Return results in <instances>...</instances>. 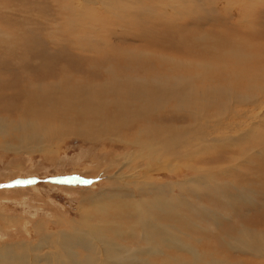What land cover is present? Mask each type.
Wrapping results in <instances>:
<instances>
[{"label":"rangeland","instance_id":"374dc122","mask_svg":"<svg viewBox=\"0 0 264 264\" xmlns=\"http://www.w3.org/2000/svg\"><path fill=\"white\" fill-rule=\"evenodd\" d=\"M21 1L0 0V38L2 36L5 38L7 33L17 36L15 32L19 29V23L16 19L24 21L27 18L26 20L30 22L35 18L29 12L23 14L22 9L29 10L36 5L44 7L48 16L52 14V19L58 18L61 23L56 26L57 29L55 27V32H49L53 27L42 28L35 35V31L31 30L30 26L29 29H24L25 33L20 34L19 38L27 52L23 54L21 62H17L18 66L12 68L11 64L6 65L7 62L2 63L1 60L0 71L6 73L3 77L9 83L6 81L7 87L0 89V98H2L0 107L1 109L4 107L2 102L11 103L8 108L12 112L9 113V119L12 121H3L5 125L7 123L16 125L23 118L18 119V114L22 102L25 101L23 94L25 84H41L61 79L60 72H63L65 65L71 68L77 64L79 75L92 76L88 73L89 65L96 60L100 62L101 58L86 49L89 40L84 38L83 34L89 36L85 29L91 30L95 27L100 33L99 21L102 18L108 21L112 16L115 20L126 22L128 28L119 29L118 34L125 35L122 40H126L127 44H138L135 33H142L148 38L147 44L156 45L168 56L184 62L191 60L194 62L202 57L197 56L194 51L188 53L189 45L192 44L193 39L207 34H223L227 41H233V44L242 43L247 48L252 46V43L256 48H260L258 51L264 52V0H240V2L227 0L228 7L223 0L119 1L117 10H125L128 16L137 15L141 18L137 22L121 14H117V17L115 13L106 16L105 13L110 11L109 6L112 3H107L105 0H99L100 2L90 0L88 8L79 0L65 1V4L63 0ZM240 4H244L245 8ZM255 4V7L252 6ZM155 8L158 10L157 14ZM92 15L95 18L94 23L89 21ZM126 31L134 32V36L127 35ZM59 35L67 40L62 38L69 45L68 48L66 44L63 46L56 41L57 37L61 38ZM185 35L189 38L186 36L185 39ZM108 36L107 34L102 36V42L107 41ZM116 42L114 39V43ZM54 45L58 46L54 47ZM78 47L81 48L78 50ZM32 112L37 111L32 109ZM261 127H264V124ZM224 133L232 135L234 131H229L222 125L215 135H224ZM86 136L87 140L84 144L72 137L65 138L62 142L56 140L55 150L49 152L51 148L44 147L45 153L42 158L39 154H30L29 146L19 149L15 135L10 134L5 138L8 144L14 146L9 150L0 148V257H6L8 264L13 262L23 264L22 261L18 262L22 260L19 257L21 250L32 259H35V254L38 253L36 251L44 250L49 264H71L64 254L65 251L70 253L71 257L80 259L86 250L90 256V264H96V259L108 249L107 241L99 240L98 227L105 231L107 237L121 233L127 235L128 241L148 249L161 246L164 254L172 260L187 262V258L182 255L186 253L201 259L203 264H208L212 259L208 260L207 255L212 249L203 253L206 248L203 249L204 244L201 247L199 243L207 237H210L207 239L211 241L212 236L217 233L216 228L221 229L218 233L222 234L221 237L226 236L228 244L236 245L238 244L232 242L233 239H229L228 234L233 235L239 229H247L244 231L246 238L249 239L250 235L248 236L247 232L250 234L251 230L264 229V216L260 212L262 209L256 212L257 207L264 205V188L260 191L262 193L254 191L255 195L249 194L245 191L248 190L251 181L247 175L246 178L237 180L238 185H233L235 171L222 170L223 165L241 155L238 150H234L233 154H225L218 147L214 149V155L205 161L202 158L206 156V150L202 148L203 152L196 147L192 159L189 157L186 162H171L162 156L155 158L152 154L155 161L143 165L127 158L133 150L119 144L121 138L104 137L101 144L91 146L95 136L93 133H88ZM253 148L262 151L258 146L254 145ZM112 157L115 159L112 160ZM80 158H83L82 161H79ZM212 165H221V167L210 170ZM262 169L261 167L258 169L255 165L252 173L248 175L260 172ZM197 171L202 178L193 176ZM237 187L244 189L241 198L236 192ZM254 188L256 187L251 189ZM195 215L201 218L196 219ZM86 216L88 218H85ZM237 237L241 238L239 235ZM243 238L245 239V236ZM71 241L76 243L70 246ZM247 242L246 245L252 246L251 242ZM109 246L112 250H118L113 242H110ZM57 248L59 251L54 253ZM216 249H218L215 250L216 256L213 255L218 260H223L222 262L234 263L241 259L249 260L250 264L264 263V259H260L264 255L251 257L240 254L228 255L226 254L228 248L223 244H216ZM8 254L10 258L7 257ZM36 260L40 261V259ZM124 264H162V262H147L134 254L127 257Z\"/></svg>","mask_w":264,"mask_h":264},{"label":"bare ground","instance_id":"6f19581e","mask_svg":"<svg viewBox=\"0 0 264 264\" xmlns=\"http://www.w3.org/2000/svg\"><path fill=\"white\" fill-rule=\"evenodd\" d=\"M65 1L70 0H63L64 4ZM79 1H83L86 8L90 5V0ZM105 1L112 3L109 6L110 11L105 13L106 16L112 13H115L116 17L117 14L123 15L125 18L128 16L125 10H117V4L121 0ZM211 1L213 2V0ZM223 1L226 4L227 0ZM252 6L255 7L256 4ZM156 10L155 13L157 14L158 10ZM25 12H29L35 18L30 22L26 20L27 18L24 21L16 19L19 23V29L15 34L18 35L14 36L7 33L5 38H3L4 36L0 38V64L1 60L2 63L6 61V65L11 64L13 68V66H18L17 62H21L23 54L27 52V49L22 47V42L19 38L20 34L25 33L24 29H29L30 26V29L35 31V35L42 28L53 27V30L49 32H55V27L61 23L60 19H52V14L48 16L46 9L38 5L33 8L31 7L29 10L22 9V13L24 14ZM171 13L174 15L173 12ZM248 14H251V12ZM130 15L128 19H133L136 22L141 20L135 14ZM94 19L92 15L89 21L94 23ZM42 20L47 22L43 23L41 22ZM106 20L102 18L99 21L100 33L97 27H95L91 28V30L85 29L89 33V36L83 34L84 38L89 40V43L86 42V49L89 52L98 54L101 58L100 62L96 60V62L89 65L88 73L92 75L91 77L79 75L77 64L71 68L65 65L63 66V72H60L62 73L61 79L41 84H25L23 87L25 101L22 102L19 109L20 113L18 114V119L23 118L16 125L9 123L5 125L3 122L12 121L9 119V113L12 114V112L8 108V105L11 103L2 102L4 107L2 109L0 107V148L13 149L14 146L8 144L7 139V141L5 140L7 136L13 134L17 137L16 141H18V144L16 145L19 149L29 146L28 152L30 154H39L42 158V155L45 153L44 147H50L49 152L55 150L56 140L62 142L65 138L72 137L84 144L87 140L86 135L93 133L95 138L91 146L101 144L104 137H111L112 139L121 138L119 144L133 150V152L127 155V158L138 161L143 165H148L155 161L152 154L155 158L162 156L165 160L171 162H186L189 157L192 159V154L197 150L196 147H199L200 150L202 148L206 150V156L202 158L205 161L214 155L215 148H221L225 154H233L234 150H238L241 155L236 156L232 162L223 165L222 170L226 172L235 171V182L233 185H238L237 180L244 179L246 178L245 175H247V178L249 181L251 179V181L248 190L245 191L252 195H255L254 191L262 193L260 191H263L262 188H264V127H261L264 124V52L258 51L260 48L258 46L259 49L256 48V45L252 43V46L247 48L242 43L233 44V41H227L222 36L223 34L215 33L193 39L192 44L189 45L190 51L188 53L194 51L197 56L202 57L194 60V62L192 60L191 62H184L168 56L164 51L157 48L156 45L151 46L147 44L148 38H145L142 33H135L138 44H127L126 40H122L125 35H122L123 33L118 34L119 29L128 28L126 22L115 20L112 16L111 19ZM163 24H161L162 27L164 26ZM240 26L242 25L240 24ZM190 29L192 30V28ZM147 30L149 31L150 29ZM126 33H128L127 35L131 34L134 36V32L126 31ZM62 34L64 35V33ZM105 34L109 35V38L107 41L102 42V36ZM186 36L188 37V35H185V39ZM95 37H97L96 40ZM62 38L64 37H57L56 41L63 46L66 44L68 48L69 45ZM98 38L100 39L99 41ZM114 39L117 41L116 43H114ZM15 44L20 47H15ZM55 45L54 47L58 46ZM80 48L78 47V50ZM180 49L182 50V48ZM77 52L79 53L80 51ZM103 62L105 63L103 64ZM5 74V72L0 71V89H5L6 85H8L6 83L8 80L3 77ZM1 101L2 98H0V104ZM31 108L37 112L33 113ZM222 125L225 129L234 131V134L228 135L224 133V135L216 136L215 132ZM259 142H262V144H259ZM254 145L260 147L262 151L253 148ZM82 159L80 158L79 161H82ZM114 159L112 157V160ZM193 163L195 164L194 161ZM255 165L258 166V169L260 167L263 168L262 171L248 175L252 173ZM186 167L188 169V166ZM220 167L221 165H212L209 169H220ZM101 168L105 169L106 167ZM193 176L202 178L198 171ZM254 186L256 188L251 189ZM235 189L241 198L244 189L241 187ZM222 191L224 190L222 189ZM229 206L231 207L232 205ZM259 210H261L260 212L264 216V205L256 208V212ZM85 218L88 217L86 216ZM195 218L199 219L201 217L195 215ZM109 225L115 227L111 223ZM141 228L144 229L143 227ZM98 229L99 233L97 235L100 237L99 240H106L108 249L96 259V264H124L126 258L134 254L152 263L203 264L201 259L186 253L182 255L187 258V262L172 260L164 254L161 246L155 249H148L128 241V237L125 234L119 233L112 237H107L103 229L100 227ZM216 230L217 233L212 236L211 241L207 239L210 237H207L199 243L201 247L204 244L205 247L203 249L206 248L202 251L203 253H207L212 249L207 255L208 260L212 259L211 263L208 264H250L249 260L239 259L234 263L218 260L215 257V250H218L216 249V244L227 246L228 250L226 254L228 255L240 254L247 257L264 255V229L259 231L251 230L250 234L247 232L248 236L250 235L249 239L245 235L247 229H239L233 235H229L225 231L229 239H233L232 242L238 245L228 244L226 236L223 235L221 237L222 234L218 233L221 229L216 228ZM238 235L241 237L240 239L237 237ZM244 236L249 243L251 242L252 246L246 245L247 241L245 242ZM110 242H113V245H116L118 250H112L109 246ZM75 243L71 241L69 245L72 246ZM58 251L57 248L53 252L57 253ZM36 252L38 253L35 254V259H32L29 255L23 254L21 250L19 257L22 260H18V262L21 263L22 261L23 264H49L44 250ZM64 254L71 264H90V256L86 250L80 259L71 257V254L66 253V251ZM188 255L191 257L189 261ZM7 257L10 258V255L8 254ZM36 259H40V261ZM260 259L263 260L264 256ZM0 264H8L7 258L0 257Z\"/></svg>","mask_w":264,"mask_h":264}]
</instances>
